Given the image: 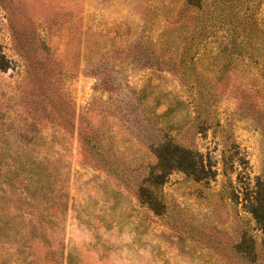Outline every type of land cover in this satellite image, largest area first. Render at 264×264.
I'll return each mask as SVG.
<instances>
[{
	"label": "rangeland",
	"instance_id": "1",
	"mask_svg": "<svg viewBox=\"0 0 264 264\" xmlns=\"http://www.w3.org/2000/svg\"><path fill=\"white\" fill-rule=\"evenodd\" d=\"M163 144L217 177L156 182ZM239 174L264 179V0H0V264H264Z\"/></svg>",
	"mask_w": 264,
	"mask_h": 264
},
{
	"label": "trees",
	"instance_id": "2",
	"mask_svg": "<svg viewBox=\"0 0 264 264\" xmlns=\"http://www.w3.org/2000/svg\"><path fill=\"white\" fill-rule=\"evenodd\" d=\"M171 147L169 144L161 145V148L165 150V154L164 151L162 153V151L158 150L159 163L151 172L152 176L157 179L156 182L163 183L166 176L173 170L184 171L197 181L210 182L217 177L219 173L218 161L206 158L205 154L200 151L179 146L173 149ZM237 160L244 167L249 164V161L243 157ZM235 161V157H232V160L229 161L231 169L235 168ZM245 178L246 176L238 175V182L245 191L235 192L233 198L238 204L242 205L245 211L253 216L258 229L262 232V242L264 245V179L261 176H257L255 177L254 185H251ZM149 205L152 209L156 210L152 201H149Z\"/></svg>",
	"mask_w": 264,
	"mask_h": 264
},
{
	"label": "clouds",
	"instance_id": "3",
	"mask_svg": "<svg viewBox=\"0 0 264 264\" xmlns=\"http://www.w3.org/2000/svg\"><path fill=\"white\" fill-rule=\"evenodd\" d=\"M68 239H71L73 243L79 245L84 242L83 238L80 236L79 233H76L74 235H71L68 237ZM140 255H141V264H151V250L150 248H142L140 249Z\"/></svg>",
	"mask_w": 264,
	"mask_h": 264
}]
</instances>
